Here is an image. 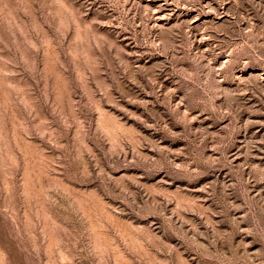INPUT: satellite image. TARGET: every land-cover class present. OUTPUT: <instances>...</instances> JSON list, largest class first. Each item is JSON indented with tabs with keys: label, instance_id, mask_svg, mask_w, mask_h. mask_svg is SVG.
I'll use <instances>...</instances> for the list:
<instances>
[{
	"label": "rangeland",
	"instance_id": "1",
	"mask_svg": "<svg viewBox=\"0 0 264 264\" xmlns=\"http://www.w3.org/2000/svg\"><path fill=\"white\" fill-rule=\"evenodd\" d=\"M0 264H264V0H0Z\"/></svg>",
	"mask_w": 264,
	"mask_h": 264
}]
</instances>
